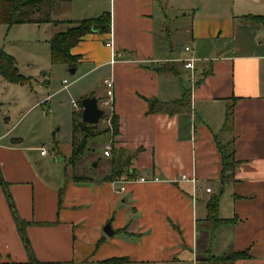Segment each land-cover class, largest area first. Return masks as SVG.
Wrapping results in <instances>:
<instances>
[{
  "label": "crops",
  "instance_id": "1",
  "mask_svg": "<svg viewBox=\"0 0 264 264\" xmlns=\"http://www.w3.org/2000/svg\"><path fill=\"white\" fill-rule=\"evenodd\" d=\"M108 10L110 31L97 27L72 48L80 59L71 72L85 67L74 84L97 72L104 84L114 81L119 133H110L103 149L107 170L94 181L69 179L61 187L37 168L32 152L47 156L43 147L0 132V264L32 257L41 264L113 257H128L127 264H196L201 252L209 254L201 264H264V23L246 17L264 15V0H109L107 7L69 0L53 9L59 23L23 24L52 26L51 56L50 41L71 26L67 21ZM190 57L197 58L191 91ZM7 83L14 84L0 75L1 104ZM82 92L95 95L92 86ZM215 136L235 151L237 163L226 175ZM116 163L123 176L104 181ZM210 182L219 186V218L231 223L209 221L203 186ZM202 232L207 243L200 249ZM245 250L250 258L217 259Z\"/></svg>",
  "mask_w": 264,
  "mask_h": 264
},
{
  "label": "rangeland",
  "instance_id": "2",
  "mask_svg": "<svg viewBox=\"0 0 264 264\" xmlns=\"http://www.w3.org/2000/svg\"><path fill=\"white\" fill-rule=\"evenodd\" d=\"M99 1L104 7L109 5V0ZM60 2L56 3V7L60 5ZM47 6L48 4L45 3L40 13L36 15L43 16L47 11ZM52 12L53 10H51V15ZM51 18L57 19L58 17L54 15ZM65 27L66 25H63L58 29ZM52 29V26L48 30V26L36 24L13 26L0 24V50L13 55L21 73L32 77L31 83L28 84L7 83L9 87L4 92L8 100L5 104L0 103V132L10 130L11 136L21 134L25 145L37 147L38 150L46 147L49 152L47 156H41L37 150L32 152L37 168L43 177L64 187L66 181L73 179L74 176L98 178L104 175L108 161L103 156V149L109 139L108 135L110 141L112 137L108 133L89 138L82 158L76 163L73 162V121L74 115L78 116L79 112L75 111L72 99L81 103L82 91L92 86L95 89L94 96L99 99L102 106V101L106 99L107 86L103 83V79H100L101 72L89 75L74 84L73 80L85 71V67H79L77 74H72L71 68L75 67L62 63L52 64L50 46L47 41ZM64 80L71 83L68 90H62ZM186 80L187 87L191 91L192 84L196 86L197 81H192L190 76ZM49 94H51L50 98L44 99ZM42 99V102L34 105L36 101ZM80 112L82 114V111ZM97 126L98 131L109 128L101 121ZM76 139L82 140V135L78 134ZM95 163H97L96 166ZM207 186L214 189L212 194L206 193ZM203 193L210 199L214 196L219 197V186L211 182L204 184ZM226 200L227 197L222 198L223 209L228 204ZM205 235L206 232H202L200 249H203L207 243ZM200 254L201 261L209 257L208 253L201 252ZM201 261L199 259L196 264L197 262L201 264Z\"/></svg>",
  "mask_w": 264,
  "mask_h": 264
},
{
  "label": "trees",
  "instance_id": "3",
  "mask_svg": "<svg viewBox=\"0 0 264 264\" xmlns=\"http://www.w3.org/2000/svg\"><path fill=\"white\" fill-rule=\"evenodd\" d=\"M59 1L69 0H0V24H7L9 26L23 24V23H46L53 21L51 18V10L56 7V3ZM47 3L48 6L46 13L43 16H37L40 13L43 5ZM251 20H255L259 23H264V15L246 16ZM59 23L60 21H53ZM71 26L66 31L56 33L50 41L51 44V61L53 64H66L69 67H76L79 63L80 56L72 53V48L76 46L86 35L93 32V27L97 26L102 31L109 32L111 29V13L110 11L104 12L101 16L93 19H83L78 21H67ZM0 75L6 80L12 83L28 84L30 79L24 76L17 65L15 57L8 54L4 50H0ZM91 96H94L92 94ZM188 93H185L183 101H186ZM230 121V113L227 115L226 123ZM112 133L118 135L119 123L118 116L114 113L112 118ZM73 162L76 163L83 156L84 149L87 145L89 138L95 137L100 134L111 133L110 128L103 130H97V125L88 124L83 122L82 114L79 112L78 116L74 115L73 121ZM82 135L81 139H76L77 135ZM215 140L218 149L222 156L223 173L231 172L234 170V166L237 161L235 160V151L229 149L231 142L224 144L218 136H215ZM115 163V162H114ZM123 168H119L118 164H114V167L109 175L103 178L104 181L119 180L123 176ZM74 181L78 183L94 181L93 177L74 176ZM14 209V205H11ZM208 219L215 225L223 223H231L234 219H221L219 218V197L214 196L210 199L208 205ZM18 223L19 228L22 231L24 222L17 216L15 210H13ZM250 258L248 250L238 251L229 255L217 258L222 260H237ZM130 261L128 257H113L104 260L97 261L96 264H127ZM14 264H41L35 258H31L27 263H14Z\"/></svg>",
  "mask_w": 264,
  "mask_h": 264
},
{
  "label": "built area",
  "instance_id": "4",
  "mask_svg": "<svg viewBox=\"0 0 264 264\" xmlns=\"http://www.w3.org/2000/svg\"><path fill=\"white\" fill-rule=\"evenodd\" d=\"M186 50L190 51V47H186ZM196 61H197V58H195V57H190L186 60V68L189 69L191 72L190 78L192 81H195V64H196ZM63 83H64V88H67L68 87V80H64ZM105 84L107 86L106 99H104V101H102V106L100 105V107H102V109H104L105 114L103 115V117L101 118L100 121L103 123H106L108 125V127L111 129V135L113 136L112 118H113V114H114L115 86H114V81L112 78L106 79ZM72 105H73L75 111H77V112H80L83 110L81 103L76 101V100H72ZM111 150H112V143H109V144H107V146L104 150V155L110 156ZM41 154L42 155L48 154V150L46 147L41 148ZM145 179L146 178L141 177L139 180L145 181ZM183 179H187L186 176H183ZM119 190H120V192H124L125 186H121ZM207 191L210 192L211 189L208 188Z\"/></svg>",
  "mask_w": 264,
  "mask_h": 264
},
{
  "label": "water",
  "instance_id": "5",
  "mask_svg": "<svg viewBox=\"0 0 264 264\" xmlns=\"http://www.w3.org/2000/svg\"><path fill=\"white\" fill-rule=\"evenodd\" d=\"M93 31H97V26L93 27ZM71 72L75 73V68H71ZM82 120L85 123L97 125L103 115L105 114L104 109L100 107L99 99L95 96H88L81 100ZM97 163H95V166ZM104 231L108 236L114 234L111 223H107L104 227Z\"/></svg>",
  "mask_w": 264,
  "mask_h": 264
}]
</instances>
